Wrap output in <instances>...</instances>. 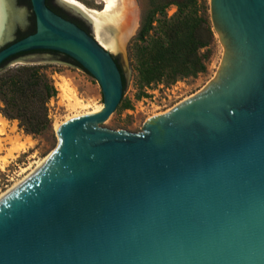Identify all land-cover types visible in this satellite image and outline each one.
<instances>
[{"label": "water", "instance_id": "water-1", "mask_svg": "<svg viewBox=\"0 0 264 264\" xmlns=\"http://www.w3.org/2000/svg\"><path fill=\"white\" fill-rule=\"evenodd\" d=\"M30 2L35 32L15 41L8 21L0 73L58 52L98 80L104 107L65 122L0 198V264H264V0H210L227 46L219 79L142 132L111 129L127 102L115 54Z\"/></svg>", "mask_w": 264, "mask_h": 264}, {"label": "rangeland", "instance_id": "rangeland-1", "mask_svg": "<svg viewBox=\"0 0 264 264\" xmlns=\"http://www.w3.org/2000/svg\"><path fill=\"white\" fill-rule=\"evenodd\" d=\"M57 1L53 0L52 3ZM78 1L98 10H102L105 7V3L102 0ZM131 1L133 2V17L138 20L137 30L132 37L125 40L122 50L112 51L122 63L128 82L127 102H131V107L124 110L111 129L142 132L144 124L149 118L169 112L178 104L196 96L211 85L210 83L213 82L216 73L224 65L227 46L220 39L218 32L213 26L210 0H200L201 10L206 19H208L213 31V41L208 48L203 50V52L209 53L207 71L197 77L179 80L169 86L153 84L150 88H145L143 91L145 95L138 99L137 94L139 91L136 84L137 73L135 71L133 46L141 27L143 11L147 7L148 0ZM16 2L19 9L17 13H21V20L18 21L13 39L20 33L28 31L33 25V11L30 0H16ZM58 6L65 9L59 3ZM176 10L177 8L172 5L168 8V14L173 15ZM93 33L96 37L94 31ZM99 42L107 48L104 42L100 40ZM28 60H32L31 62L35 64L23 62L18 65L42 66L58 89V95L48 103L52 128L41 135L27 134L19 126L17 119L6 118L0 112V198L13 187L22 183L38 163L50 155L59 144L56 123L66 121L69 116H73L76 113L69 99L60 89L59 84L63 82V79L70 81L71 86L78 95L85 103L90 105L86 111L91 110L96 105H103V93L98 80L69 57L46 53ZM18 65L11 64L5 70ZM2 107L3 103L0 100V110Z\"/></svg>", "mask_w": 264, "mask_h": 264}, {"label": "trees", "instance_id": "trees-1", "mask_svg": "<svg viewBox=\"0 0 264 264\" xmlns=\"http://www.w3.org/2000/svg\"><path fill=\"white\" fill-rule=\"evenodd\" d=\"M172 5L177 10L169 15ZM35 29L33 14L30 30ZM212 41L213 31L200 0H148L133 46L138 99L153 84L169 86L205 73L209 53L203 50ZM122 73L125 91L128 82ZM57 95L58 89L40 65L22 64L0 73V112L17 119L27 134L41 135L52 128L48 103ZM125 107L130 108L131 102Z\"/></svg>", "mask_w": 264, "mask_h": 264}, {"label": "bare ground", "instance_id": "bare-ground-1", "mask_svg": "<svg viewBox=\"0 0 264 264\" xmlns=\"http://www.w3.org/2000/svg\"><path fill=\"white\" fill-rule=\"evenodd\" d=\"M63 1L67 2L66 4L71 6L76 12H81L84 14V16L89 18V20L93 23V31L95 32L96 37L100 41L104 42L107 46V49L110 51L122 50L125 40H127L129 37H132L137 30L138 20L133 17V2L131 0H102L103 3H105V7L102 10L88 7L78 0ZM13 7V0H0V41L3 37L8 21L11 19L12 21L21 20V13H16ZM218 35L220 39L223 40V37L219 32ZM222 69L223 66H221L219 71L216 73L213 82L219 79ZM62 81L63 82L59 84L60 89L69 99L71 106L76 113L73 116H69L66 121L57 122V131L65 122L79 116L99 112L104 107V104L98 106L96 105L91 110L86 111L90 105L85 103L84 100L78 95L76 90L71 86L70 81L67 79H63ZM48 156L42 159L39 163L37 162L38 165L24 180H26L31 174L39 169L46 162Z\"/></svg>", "mask_w": 264, "mask_h": 264}, {"label": "flooded vegetation", "instance_id": "flooded-vegetation-1", "mask_svg": "<svg viewBox=\"0 0 264 264\" xmlns=\"http://www.w3.org/2000/svg\"><path fill=\"white\" fill-rule=\"evenodd\" d=\"M48 3H49V0H48ZM52 9H53L54 11H56L58 14L62 15L63 17H65V18H67V19H69V20H71V21L76 22L78 25H80L82 28H84V29L87 30L88 32L93 33L91 27L85 22L84 19H82V18H80L79 16L75 15L74 13L68 11L67 9L65 10V9L61 8L60 6H58V3H57V2L52 3ZM34 32H35V30H30V29H29V30L26 31V32L20 33V34L15 38V41H16V40H19V39H21V38H23V37H25V36H27V35H29V34H32V33H34ZM43 51H45V50L32 51V53H33V52H43ZM49 52H52V53H55V54H58V55L61 54V53L54 52V51H49ZM30 53H31V52H30ZM27 54H28V53H27ZM65 56H66V55H65ZM55 57H56V56H55ZM115 59H116L118 65H120V67L122 68V71L124 72V69H123L122 63H121V61L119 60V58H117V57L115 56ZM124 74H125V72H124Z\"/></svg>", "mask_w": 264, "mask_h": 264}]
</instances>
